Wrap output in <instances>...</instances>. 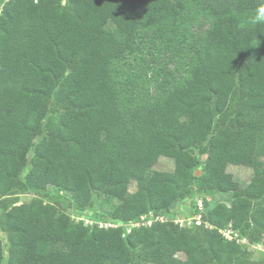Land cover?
<instances>
[{"label": "trees", "instance_id": "obj_1", "mask_svg": "<svg viewBox=\"0 0 264 264\" xmlns=\"http://www.w3.org/2000/svg\"><path fill=\"white\" fill-rule=\"evenodd\" d=\"M255 4L0 0V264H264ZM161 157L174 167L153 170ZM231 164L252 168L251 179ZM22 182L36 196L17 203ZM50 187L80 215L115 199L90 215L113 225L73 220L41 196ZM192 190L231 200L189 209L201 224L168 219ZM143 215L152 223L135 225Z\"/></svg>", "mask_w": 264, "mask_h": 264}, {"label": "rangeland", "instance_id": "obj_2", "mask_svg": "<svg viewBox=\"0 0 264 264\" xmlns=\"http://www.w3.org/2000/svg\"><path fill=\"white\" fill-rule=\"evenodd\" d=\"M3 1V0H2ZM109 27L111 29L115 30V27L113 25H109ZM31 156V154H30ZM200 158L203 160L205 158V154L201 153L200 154ZM174 167V163L171 159L167 158V157H161L159 162L155 165V167L153 168V170H170ZM228 170L230 172H232L238 179H240L242 182H248L253 174V170L252 168H249L247 166H242V165H229L228 166ZM26 170L23 173V177L25 176ZM196 174L197 175H201L202 174V169L201 166H197L196 167ZM131 189H134V186H131ZM17 193L12 195V199H16L17 203H21L24 201L29 200L30 198H32L33 196H36V194L31 191L28 190L25 185L23 184V182L19 185L17 191ZM45 200L47 199H51L55 202H57L58 204H60V206L63 208V210L69 214L71 216V218L75 221H80L83 220L85 224H89V225H95V224H99L104 225V226H109L111 223L107 222L104 223L101 220L96 219L95 218H91L90 215L93 214L94 216H101L102 214H104V212H106L107 210H109L111 208V206L113 205L114 202H116L115 199H98L94 202L93 206L91 207V209L89 210V212L87 214H78L76 212V210H74L72 208V206L70 205V200L68 198V196L64 193H58L57 190H55V188L50 187L48 190L44 191L43 194L41 195ZM203 200V201H202ZM205 200L207 201L209 206H213L216 205L220 202H226L229 203L231 200V193H227V192H212V193H208V194H202V196L197 197L196 194L194 193V191L192 190V193L189 194V196H186L184 199L179 200L178 204L176 205V207L173 210V213L168 216V219H180L182 216L186 215L187 212L189 211V209L192 208L195 209L197 208V206H199L200 204L203 205V202H205ZM193 202H195V204H193ZM2 211V205L0 203V213ZM151 216V215H149ZM152 219V218H151ZM129 228V226H127ZM228 229V228H226ZM225 228H222V232L226 230ZM0 238L3 240V242L6 244V235L5 233L0 229ZM256 248H260V245H256Z\"/></svg>", "mask_w": 264, "mask_h": 264}, {"label": "built area", "instance_id": "obj_3", "mask_svg": "<svg viewBox=\"0 0 264 264\" xmlns=\"http://www.w3.org/2000/svg\"><path fill=\"white\" fill-rule=\"evenodd\" d=\"M199 208H202V204H200ZM156 219H161V220H164L165 218L163 216H158L156 217ZM153 221V219L149 218L147 219V215H143L142 216V221L139 222V223H136L135 225H140V224H151ZM175 221L179 224H181L182 226H190L192 225L193 223H196V224H201L202 223V215L200 213L198 214H195V215H184L182 216L180 219L176 220ZM110 225H113V224H110ZM226 229V228H225ZM222 232V230H221ZM224 234V236L227 238V239H237L238 241L240 242H245V243H250V241L246 238H240L239 237V233L231 228H228L226 229L225 231L222 232ZM260 245V250H264V246L262 244H258ZM256 246V245H255Z\"/></svg>", "mask_w": 264, "mask_h": 264}, {"label": "clouds", "instance_id": "obj_4", "mask_svg": "<svg viewBox=\"0 0 264 264\" xmlns=\"http://www.w3.org/2000/svg\"><path fill=\"white\" fill-rule=\"evenodd\" d=\"M247 23L249 25H264V0H256L255 7L252 9Z\"/></svg>", "mask_w": 264, "mask_h": 264}]
</instances>
